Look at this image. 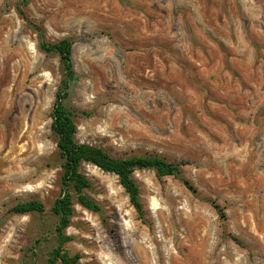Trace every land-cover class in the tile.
<instances>
[{"label":"rangeland","instance_id":"rangeland-1","mask_svg":"<svg viewBox=\"0 0 264 264\" xmlns=\"http://www.w3.org/2000/svg\"><path fill=\"white\" fill-rule=\"evenodd\" d=\"M35 25L73 40L78 142L182 170L134 172L139 214L116 174L84 162L101 210L75 201L77 264H264V0H0V264H45L56 246L63 71ZM31 200L45 212L10 211Z\"/></svg>","mask_w":264,"mask_h":264},{"label":"trees","instance_id":"trees-1","mask_svg":"<svg viewBox=\"0 0 264 264\" xmlns=\"http://www.w3.org/2000/svg\"><path fill=\"white\" fill-rule=\"evenodd\" d=\"M21 2L26 5L28 0H21ZM18 12L32 24L23 10H18ZM35 27L40 33V48L46 53H57L63 71L51 113V131L57 137V146L62 160V192L51 208L52 213L58 219L55 228L56 246L50 251L45 264H77L80 255H71L64 248L65 243L71 239L65 231L71 224L75 201L90 211L101 210L100 206L85 192L91 184L80 169L84 162L91 163L105 172L116 174L120 184L128 193L131 204L139 214L142 213V204L140 189L133 177L134 172L138 169H154L158 176H174L180 175L182 170L180 165L168 162L160 156L115 158L101 147L78 142L76 140L75 110L66 104L70 87L77 79L72 59L73 40L65 38L58 42H48L44 39L41 29L36 25ZM45 210L41 201L31 200L17 203L10 211L28 214L44 213Z\"/></svg>","mask_w":264,"mask_h":264}]
</instances>
